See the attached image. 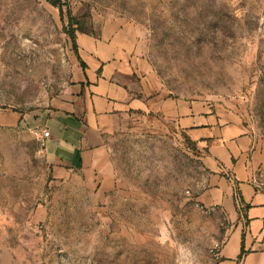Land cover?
Returning a JSON list of instances; mask_svg holds the SVG:
<instances>
[{"label":"rangeland","instance_id":"rangeland-1","mask_svg":"<svg viewBox=\"0 0 264 264\" xmlns=\"http://www.w3.org/2000/svg\"><path fill=\"white\" fill-rule=\"evenodd\" d=\"M61 2L0 0V264H186L188 248L215 264L232 221L197 201L211 173L171 123L139 121L73 170L37 133L85 68L72 29L111 25L170 97L231 109L264 150V0Z\"/></svg>","mask_w":264,"mask_h":264},{"label":"crops","instance_id":"crops-1","mask_svg":"<svg viewBox=\"0 0 264 264\" xmlns=\"http://www.w3.org/2000/svg\"><path fill=\"white\" fill-rule=\"evenodd\" d=\"M76 44L85 68L65 106L50 112L37 133L49 163L70 170L100 167L108 136L139 121L171 123L211 173L197 201L232 221L215 264H264V150L242 119L210 102L170 97L131 32L107 25L97 35L78 33Z\"/></svg>","mask_w":264,"mask_h":264},{"label":"trees","instance_id":"trees-1","mask_svg":"<svg viewBox=\"0 0 264 264\" xmlns=\"http://www.w3.org/2000/svg\"><path fill=\"white\" fill-rule=\"evenodd\" d=\"M47 1L50 4H52L53 6L58 7L59 10L61 12H63V5H62L61 0H47ZM70 26H71V28L73 27V19L72 18L70 19ZM76 32H79V33H87L84 30H77L76 31V30L72 29V35H74V37H73V45H74L75 48H77V44H76ZM78 60H81V58L79 56H78ZM82 64H83V66H85L84 63H82ZM245 253L246 252L244 251V249H242V252H241V254L239 256V260H241L243 258V256H244Z\"/></svg>","mask_w":264,"mask_h":264},{"label":"clouds","instance_id":"clouds-1","mask_svg":"<svg viewBox=\"0 0 264 264\" xmlns=\"http://www.w3.org/2000/svg\"><path fill=\"white\" fill-rule=\"evenodd\" d=\"M187 256L188 259L186 260V264H198L197 257L190 248L187 249Z\"/></svg>","mask_w":264,"mask_h":264},{"label":"built area","instance_id":"built-area-1","mask_svg":"<svg viewBox=\"0 0 264 264\" xmlns=\"http://www.w3.org/2000/svg\"><path fill=\"white\" fill-rule=\"evenodd\" d=\"M205 209L207 211L213 210L212 208H206V207H205ZM221 245H222V243H215V245L212 247L211 253L214 256V258H217L219 256V252H220V249H221Z\"/></svg>","mask_w":264,"mask_h":264}]
</instances>
